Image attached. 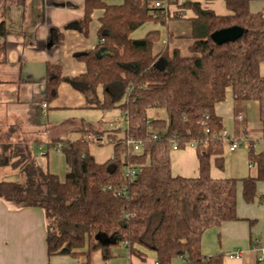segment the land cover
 <instances>
[{
    "label": "trees",
    "instance_id": "trees-1",
    "mask_svg": "<svg viewBox=\"0 0 264 264\" xmlns=\"http://www.w3.org/2000/svg\"><path fill=\"white\" fill-rule=\"evenodd\" d=\"M153 1L84 0L82 17L68 25L82 34H88L93 10H103L97 45L75 54L86 71L65 76L59 63L45 66L44 102L55 99L58 85L66 82L82 94L87 106L123 111L127 127L122 136H106L113 146L110 158L97 162L90 153L92 144H103L106 132L92 125L78 129L76 140L52 138L44 145V154L49 149L62 154L67 167L63 179L43 170L28 146L0 144V168L11 166L21 174L18 182L0 180V198L43 210L47 256H83L80 264H93V253L107 260L114 256L113 247L125 244L132 254L140 255L137 247L154 252L155 264H223L221 253L202 252V236L238 219V183L243 200L251 202L257 183L264 181V151L252 146L247 158L254 173L239 179L210 175L211 158L218 169L224 167V142L216 136L223 123L214 108L225 99L227 88L235 100L258 102L264 134V14L250 11L252 0H223L229 11L225 15L184 0L179 7L194 13L187 18L190 54L185 56L171 47L178 37L173 33H166L165 45L157 52L153 48L161 39L159 29L139 39L130 37L147 22L166 27L169 20L184 18L150 8ZM10 2L23 0H0V5ZM223 30L234 34L214 41L212 35ZM5 34L1 18L2 47ZM149 109H163L166 119H150ZM128 137L141 143L139 151L126 144ZM172 139L179 149L194 148L198 176L172 174ZM125 169L134 171L131 181Z\"/></svg>",
    "mask_w": 264,
    "mask_h": 264
},
{
    "label": "crops",
    "instance_id": "crops-1",
    "mask_svg": "<svg viewBox=\"0 0 264 264\" xmlns=\"http://www.w3.org/2000/svg\"><path fill=\"white\" fill-rule=\"evenodd\" d=\"M190 1L198 2L218 15L229 14L223 0ZM171 8L175 10V7ZM249 9L251 12L264 14V0H252ZM83 10L84 0H23L21 4L10 2L6 6L0 5V19H4L6 27L4 47L1 46L0 39V144L28 146L37 164L51 173L54 172L49 170L50 152L41 155L44 145L50 139L76 140L81 135L77 130L88 125L104 129L106 132L102 135L103 144H94V149L90 147L95 160L103 162L113 154L112 144L106 141L107 134L121 137L125 128L121 109L102 110L87 106L82 94L66 82L58 85L55 99L49 103L43 101L46 63H59L65 76H76L86 71L84 62L76 59L75 54L91 50L97 45V31L103 10L95 9L91 13L87 35L68 26L82 17ZM180 11L177 13L184 18L175 20L187 23L188 36L190 22L187 18L194 16V13L191 8H180ZM53 31L57 35L52 36ZM98 93L101 98L100 88ZM43 103L46 104L45 107ZM214 110L221 118L229 140L240 141L235 150L228 149L230 154H235L240 146L246 151L250 146L254 149L264 139L257 101L235 100L229 87L226 89L225 99L217 103ZM238 115L241 116L240 119L237 118ZM53 151L59 152L55 149ZM170 161L173 175L198 176V160L192 146L172 150ZM224 170V167L222 170L218 169L211 158L212 178L239 179L250 174L248 169L246 172H231L230 175L225 174ZM0 179L18 182L21 174L11 166H4L0 168ZM241 189V183H238V219L224 222L218 228L208 229L201 239L202 252L206 255L221 253L223 264H256V251L264 247V181L257 183V193L251 202L243 200ZM45 236L46 225L41 208L18 207L0 198V264L84 262L83 256H47ZM136 249L140 255L130 253L125 244H120L111 249L114 256L102 260L97 251L95 253L98 256L92 257V262L155 264L154 252L139 247ZM236 251H240L242 255L238 258L228 257Z\"/></svg>",
    "mask_w": 264,
    "mask_h": 264
},
{
    "label": "rangeland",
    "instance_id": "rangeland-1",
    "mask_svg": "<svg viewBox=\"0 0 264 264\" xmlns=\"http://www.w3.org/2000/svg\"><path fill=\"white\" fill-rule=\"evenodd\" d=\"M107 2H117L120 3L122 0H106ZM187 23L182 20H171L167 24V28L164 26H161L159 24H154L152 22H147L143 24L141 27L133 31L130 35L132 39H139L142 38L148 31L152 29H159L161 32V39L159 42H157L154 45L153 50L155 52L161 50L165 45V35L167 31H170L174 33L175 35L181 36L180 38H177L175 41H173L171 47H178L181 51V53L185 56H188L190 53L187 50V46L190 43V40L187 38ZM148 117L150 119L152 118H163L166 119V113L163 109H149L148 110ZM90 147L94 149V144H92ZM54 149H49L50 152V169L55 174H57L61 179L64 178V174L67 171V167L65 163L63 162V156L60 152L55 153L53 151ZM254 150L257 152L264 151V139H261V142L259 141L255 147ZM43 152L41 153V155ZM42 157V156H41ZM224 157H225V174H231V172H246L250 170V173H254V169L248 165V158H247V151L243 148V146H240L239 149L235 154H230L228 152L227 142H224ZM44 160L46 159L43 158ZM42 159V160H43ZM248 175V174H247ZM1 180V179H0ZM95 256H98L97 253H93L92 257L95 258ZM93 258V260H94Z\"/></svg>",
    "mask_w": 264,
    "mask_h": 264
},
{
    "label": "built area",
    "instance_id": "built-area-1",
    "mask_svg": "<svg viewBox=\"0 0 264 264\" xmlns=\"http://www.w3.org/2000/svg\"><path fill=\"white\" fill-rule=\"evenodd\" d=\"M174 2H172V0H155L153 1L149 7L150 8H160L162 9L166 15L168 16H172L174 14V12H181L179 7V4L182 3L184 0H173ZM175 7V10H172L171 7ZM46 104L43 103V107H45ZM238 119L241 118L240 115L237 116ZM123 120L125 123V128L127 127V122H126V116L123 113ZM216 136L218 138H220L223 142H227L229 144V151H233L235 150L238 145L240 144L239 140L236 139H232V141L229 140V135L227 134V132L222 129L218 134H216ZM154 137H157L156 135H154ZM264 137V136H263ZM126 144L127 145H131L133 146V150L134 151H139L141 149V143L135 141L132 137H128L126 139ZM171 149L172 150H178L179 146L178 143L175 139L171 140ZM124 176L125 178L128 179V181H131L134 177V171L130 170V169H125L124 171ZM124 190V187L122 188V191ZM264 202V201H263ZM242 255V253L240 251H236L234 253H231L228 255L229 258H238ZM256 264H264V247H260L257 249L256 251Z\"/></svg>",
    "mask_w": 264,
    "mask_h": 264
},
{
    "label": "water",
    "instance_id": "water-1",
    "mask_svg": "<svg viewBox=\"0 0 264 264\" xmlns=\"http://www.w3.org/2000/svg\"><path fill=\"white\" fill-rule=\"evenodd\" d=\"M233 34H234V32L232 30L218 31L212 35V39L216 42H222L226 39L231 38L233 36Z\"/></svg>",
    "mask_w": 264,
    "mask_h": 264
}]
</instances>
